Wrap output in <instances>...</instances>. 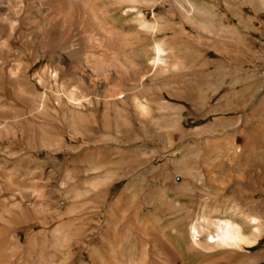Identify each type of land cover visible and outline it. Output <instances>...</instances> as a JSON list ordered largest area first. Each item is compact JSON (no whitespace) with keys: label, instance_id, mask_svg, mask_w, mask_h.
Returning <instances> with one entry per match:
<instances>
[{"label":"rangeland","instance_id":"1","mask_svg":"<svg viewBox=\"0 0 264 264\" xmlns=\"http://www.w3.org/2000/svg\"><path fill=\"white\" fill-rule=\"evenodd\" d=\"M73 1L50 37L0 29V264H264V0H192L193 24L172 0ZM156 43L120 99L118 65L65 85ZM221 219L242 239L207 241Z\"/></svg>","mask_w":264,"mask_h":264},{"label":"bare ground","instance_id":"2","mask_svg":"<svg viewBox=\"0 0 264 264\" xmlns=\"http://www.w3.org/2000/svg\"><path fill=\"white\" fill-rule=\"evenodd\" d=\"M124 1L138 2L140 0ZM172 2L174 3V6H176L184 22L188 24H193L195 22L193 10L194 8H196V5L192 0H184L186 4L183 3L182 0H172ZM77 5V2L73 0H70L69 2H66V0H0V29L5 31L9 30V32L13 31L19 23L16 22V16L19 14H24L25 16H27L29 22L35 23L37 25V28L40 29V31H45V33L48 34V36L50 37L54 31V21L57 20V18L65 12L68 13L69 20H71L70 17L72 16V14L74 15L73 12L76 10ZM132 9H134V7H132ZM36 14L40 16V20H34ZM139 18L141 22H146L145 17L142 15V13H139ZM158 19L159 17H157L155 21H158ZM172 20L174 21V19ZM181 26L184 34H188L189 31H187V26L185 25V23H183ZM65 31L69 32L68 30ZM57 38L58 40L67 39L65 49H68V54L71 55L74 52L70 51L73 48L72 44L74 42L72 36L61 34L58 35ZM96 38L98 39V37ZM153 52L154 56L151 58V62L146 69L142 70L141 67L139 68L135 65L126 62L125 60H122L118 52H115L113 54V57L109 61H104L100 58L97 61H93L92 65L94 67L88 72L82 71L80 67L79 69H74V77L76 79H68L65 85L67 86L68 84H70V81H72V83L75 82L81 84L92 91L98 90L99 87L100 90H103L102 87L104 85L101 82L107 80L111 73V70L108 66L118 65L120 71L112 72L114 75V81L117 83V86L113 89L114 91L106 93L105 97H109L111 99H120L124 96L123 90H120L119 88L120 82H122L124 79H129L134 81L135 83H140L144 80V78L146 77L145 74H147L149 70L164 62V59L162 57V55L164 54V49L160 46L159 43H156L154 45ZM54 61L56 62V64H60L65 61V57L59 54H55ZM174 61L172 60L170 63L176 65L178 62H176V60ZM14 73L15 72H12V74ZM44 106L46 107L47 105ZM217 225L218 229L215 231V234L210 235V239H207V241L213 243L230 244L242 239L243 235L241 234L240 228L236 223L221 219L217 221ZM192 228V230L197 231L195 225H193ZM193 234L194 235L192 237V241L194 244H197L199 242L197 238L198 236L196 237L195 233Z\"/></svg>","mask_w":264,"mask_h":264},{"label":"trees","instance_id":"3","mask_svg":"<svg viewBox=\"0 0 264 264\" xmlns=\"http://www.w3.org/2000/svg\"><path fill=\"white\" fill-rule=\"evenodd\" d=\"M256 246H257V244L253 245L252 247H256Z\"/></svg>","mask_w":264,"mask_h":264}]
</instances>
